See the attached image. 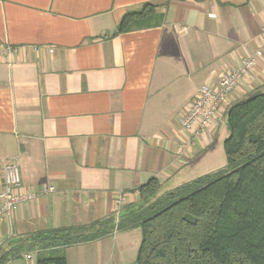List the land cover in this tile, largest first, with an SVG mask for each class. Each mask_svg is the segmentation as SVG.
Segmentation results:
<instances>
[{
  "label": "crops",
  "instance_id": "0c3cea01",
  "mask_svg": "<svg viewBox=\"0 0 264 264\" xmlns=\"http://www.w3.org/2000/svg\"><path fill=\"white\" fill-rule=\"evenodd\" d=\"M145 2L162 24L117 34L125 12ZM263 29L264 0H0V45L19 47L0 59V177L16 158L21 191L54 187L0 223V251L49 228L118 222L152 177L166 191L223 167L212 148L229 107L264 88ZM259 49L220 109L223 122L192 140L181 117L199 88ZM140 233L115 229L41 253L135 264ZM37 255L5 264H36Z\"/></svg>",
  "mask_w": 264,
  "mask_h": 264
},
{
  "label": "trees",
  "instance_id": "16d2710c",
  "mask_svg": "<svg viewBox=\"0 0 264 264\" xmlns=\"http://www.w3.org/2000/svg\"><path fill=\"white\" fill-rule=\"evenodd\" d=\"M163 20L157 4L145 2L125 12L116 33ZM254 93L228 109L225 166L166 191L152 177L118 222L110 217L12 239L0 251V264L34 251L36 264H68L61 252H41L94 241L115 229H140L135 264H264V90Z\"/></svg>",
  "mask_w": 264,
  "mask_h": 264
},
{
  "label": "built area",
  "instance_id": "2783aa9c",
  "mask_svg": "<svg viewBox=\"0 0 264 264\" xmlns=\"http://www.w3.org/2000/svg\"><path fill=\"white\" fill-rule=\"evenodd\" d=\"M260 44L264 46V29L260 37ZM19 47L10 44L0 45V59L15 56ZM256 55L243 58L234 68L224 73L216 83L203 84L193 101L181 117L182 127L191 133L192 140L202 136L212 125L218 126L223 122L219 114L221 107L229 95L239 86L245 75L256 65ZM21 174L18 159H11L4 163L3 174L0 177V223L10 220L13 212L21 203L32 200L38 193L54 191L53 186H44L40 191H21ZM123 197V195H122ZM29 257V255H26Z\"/></svg>",
  "mask_w": 264,
  "mask_h": 264
},
{
  "label": "rangeland",
  "instance_id": "374dc122",
  "mask_svg": "<svg viewBox=\"0 0 264 264\" xmlns=\"http://www.w3.org/2000/svg\"><path fill=\"white\" fill-rule=\"evenodd\" d=\"M262 90H264V88ZM254 94L255 93H252L251 95H249L247 97H250ZM225 127H226L225 124L222 125L221 130H220L219 140H217L214 143L213 148H212L213 159H215V161H214L215 165L214 166H219L222 164H223V166H225L226 161H227L225 150H224V140H225L226 136L229 134V131H228V128L227 127L225 128ZM225 129H227V131ZM140 235H141V233H140ZM140 240H141V236L139 237V242H140ZM52 254H57V253H52Z\"/></svg>",
  "mask_w": 264,
  "mask_h": 264
}]
</instances>
